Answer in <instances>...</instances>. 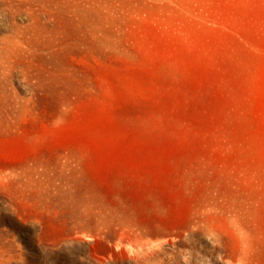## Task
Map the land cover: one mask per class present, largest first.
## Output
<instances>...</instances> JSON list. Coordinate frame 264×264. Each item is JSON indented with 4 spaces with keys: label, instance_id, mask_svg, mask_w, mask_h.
<instances>
[{
    "label": "rangeland",
    "instance_id": "rangeland-1",
    "mask_svg": "<svg viewBox=\"0 0 264 264\" xmlns=\"http://www.w3.org/2000/svg\"><path fill=\"white\" fill-rule=\"evenodd\" d=\"M0 264H264V0H0Z\"/></svg>",
    "mask_w": 264,
    "mask_h": 264
}]
</instances>
